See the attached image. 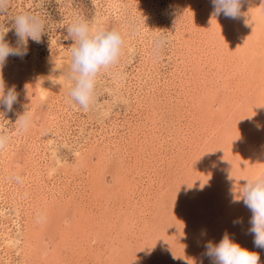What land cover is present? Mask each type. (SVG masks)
Listing matches in <instances>:
<instances>
[{"label":"rangeland","instance_id":"obj_1","mask_svg":"<svg viewBox=\"0 0 264 264\" xmlns=\"http://www.w3.org/2000/svg\"><path fill=\"white\" fill-rule=\"evenodd\" d=\"M213 11L212 0H9L10 46L18 14L44 33L2 69L18 100L0 105V264H212L205 244L225 232L264 264L252 213L233 202L264 173V0H241L235 19ZM76 18L123 39L87 110L69 96Z\"/></svg>","mask_w":264,"mask_h":264},{"label":"clouds","instance_id":"obj_2","mask_svg":"<svg viewBox=\"0 0 264 264\" xmlns=\"http://www.w3.org/2000/svg\"><path fill=\"white\" fill-rule=\"evenodd\" d=\"M213 15L221 13L228 18L240 16L241 0H212ZM9 0H0V14L7 11ZM15 35L18 38L17 46L12 47L5 41V35L9 31L0 29V105L5 111H12L18 95L14 88L5 91V82L2 69L7 58L11 56L23 57L27 55L28 40L41 42L44 33V23L39 16L31 13H21L13 18ZM67 37L74 41L71 47L70 78L74 83L69 88V96L82 108L87 110L90 106L95 80L102 69H108L118 62L123 45V39L119 31L101 27L93 28L87 20L74 19L67 25ZM166 43L163 36L154 39V52L159 51ZM53 84L56 81L52 80ZM18 130H26L30 123L27 111L16 120ZM7 137L0 135V148L7 143ZM19 179V177H17ZM245 183L240 187L238 194L234 195L233 202L243 201L251 211L249 231L254 234V246L264 249V173H260L244 179ZM239 222L235 221L234 223ZM205 255L212 260V264H261L260 256L255 251L242 247L230 238L225 232L219 243L211 241L205 244Z\"/></svg>","mask_w":264,"mask_h":264},{"label":"bare ground","instance_id":"obj_3","mask_svg":"<svg viewBox=\"0 0 264 264\" xmlns=\"http://www.w3.org/2000/svg\"><path fill=\"white\" fill-rule=\"evenodd\" d=\"M258 14H259V12H258ZM260 15V14H259ZM258 16V15H257ZM264 172V171H263ZM230 210V209H229ZM45 221V220H44ZM40 224V223H39ZM251 251V250H250ZM35 256V255H34ZM38 258V257H37Z\"/></svg>","mask_w":264,"mask_h":264}]
</instances>
